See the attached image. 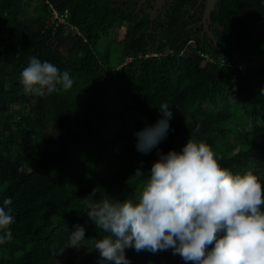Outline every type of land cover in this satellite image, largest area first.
<instances>
[{
    "label": "trees",
    "instance_id": "trees-1",
    "mask_svg": "<svg viewBox=\"0 0 264 264\" xmlns=\"http://www.w3.org/2000/svg\"><path fill=\"white\" fill-rule=\"evenodd\" d=\"M31 1L0 0V264H264V0L217 44L197 0Z\"/></svg>",
    "mask_w": 264,
    "mask_h": 264
},
{
    "label": "flooded vegetation",
    "instance_id": "flooded-vegetation-1",
    "mask_svg": "<svg viewBox=\"0 0 264 264\" xmlns=\"http://www.w3.org/2000/svg\"><path fill=\"white\" fill-rule=\"evenodd\" d=\"M110 1L113 4L125 3L128 6L129 10H134L133 5L134 3H136L137 5L135 6V14L141 13L142 15H145L147 13L152 22H155V20H158L159 17L164 18L169 8V3L171 4L170 2L171 0H110ZM219 1L220 0L216 1L215 8ZM207 3H208V0H197L196 1L195 5L191 8V13L196 18L198 16H201V17L199 20H196V21L193 20L192 24H190L189 26H193V31L195 32L196 36L197 35L202 36L204 33H206L209 39L212 42L214 41L215 44H217V38L215 34L213 33V29L215 25L212 22V15H211V22L207 19L205 20Z\"/></svg>",
    "mask_w": 264,
    "mask_h": 264
},
{
    "label": "rangeland",
    "instance_id": "rangeland-1",
    "mask_svg": "<svg viewBox=\"0 0 264 264\" xmlns=\"http://www.w3.org/2000/svg\"><path fill=\"white\" fill-rule=\"evenodd\" d=\"M32 3L28 6H23V14H22V19H24L25 21L30 22L33 18V16H35L36 11H35V4L37 2H39V0H32ZM227 260V259H226ZM251 258L250 257H246L245 260V264H251Z\"/></svg>",
    "mask_w": 264,
    "mask_h": 264
},
{
    "label": "water",
    "instance_id": "water-1",
    "mask_svg": "<svg viewBox=\"0 0 264 264\" xmlns=\"http://www.w3.org/2000/svg\"><path fill=\"white\" fill-rule=\"evenodd\" d=\"M217 0H208L207 6H206V15L205 20H209L211 22V15L212 11L215 9V4Z\"/></svg>",
    "mask_w": 264,
    "mask_h": 264
},
{
    "label": "built area",
    "instance_id": "built-area-1",
    "mask_svg": "<svg viewBox=\"0 0 264 264\" xmlns=\"http://www.w3.org/2000/svg\"><path fill=\"white\" fill-rule=\"evenodd\" d=\"M53 13H54V17H55V18H60V21H64L62 15H60V14L58 13V11L54 10Z\"/></svg>",
    "mask_w": 264,
    "mask_h": 264
}]
</instances>
